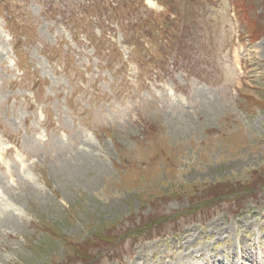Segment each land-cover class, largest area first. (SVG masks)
<instances>
[{"label":"rangeland","instance_id":"1","mask_svg":"<svg viewBox=\"0 0 264 264\" xmlns=\"http://www.w3.org/2000/svg\"><path fill=\"white\" fill-rule=\"evenodd\" d=\"M118 1L148 49L78 46L56 7L81 0H0L31 33L14 54L0 17V264H264V0H160L158 32Z\"/></svg>","mask_w":264,"mask_h":264},{"label":"trees","instance_id":"2","mask_svg":"<svg viewBox=\"0 0 264 264\" xmlns=\"http://www.w3.org/2000/svg\"><path fill=\"white\" fill-rule=\"evenodd\" d=\"M84 5H87V4L84 3ZM261 29H264V26H262V28H258L256 26V28L254 30V35L257 34V33H263ZM98 239H100V240H98ZM90 241L91 240L89 239V240H83L82 243H80V242L77 243L78 249L75 251L76 253L79 252L81 254V256H82L81 258L84 259V261L86 263H89L92 260V258H93L91 253H90V251H89L90 245H91ZM100 244L111 246V244L104 243L101 240V238H95V241L92 243L91 247L100 246Z\"/></svg>","mask_w":264,"mask_h":264},{"label":"bare ground","instance_id":"3","mask_svg":"<svg viewBox=\"0 0 264 264\" xmlns=\"http://www.w3.org/2000/svg\"><path fill=\"white\" fill-rule=\"evenodd\" d=\"M243 264V263H242Z\"/></svg>","mask_w":264,"mask_h":264}]
</instances>
